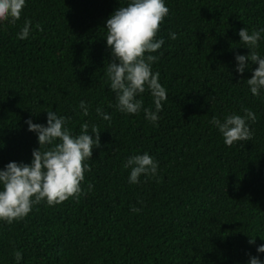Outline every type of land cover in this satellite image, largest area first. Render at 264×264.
I'll list each match as a JSON object with an SVG mask.
<instances>
[{
	"label": "trees",
	"instance_id": "1",
	"mask_svg": "<svg viewBox=\"0 0 264 264\" xmlns=\"http://www.w3.org/2000/svg\"><path fill=\"white\" fill-rule=\"evenodd\" d=\"M129 2L26 0L19 21L0 23V170L31 163L39 144L26 121L46 126V111L74 137L84 123L101 131L78 199L0 221V264H264V90L253 96L246 82L258 64L241 75L235 59L249 53L240 29L264 28V0H164V44L151 54L168 98L155 123L144 112H155L149 90L139 113L121 112L106 75V21ZM256 51L264 57V32ZM245 108L257 117L253 138L228 146L210 121ZM144 153L157 173L130 183L124 165Z\"/></svg>",
	"mask_w": 264,
	"mask_h": 264
},
{
	"label": "clouds",
	"instance_id": "2",
	"mask_svg": "<svg viewBox=\"0 0 264 264\" xmlns=\"http://www.w3.org/2000/svg\"><path fill=\"white\" fill-rule=\"evenodd\" d=\"M25 4L26 0H0V23L15 24L19 21ZM168 13L164 0H130L127 6H120L106 21V41L111 49L106 75L110 90L118 101L117 108L129 114L139 113L143 100L137 99V96L149 90L154 98L155 112L150 109H144V112L146 119L153 123L159 120L157 113L162 111V101L168 98L166 89L159 83V72L152 71V64L158 57L151 54L164 44L163 39L156 37ZM30 26L31 21L26 20L18 34L19 39L28 38ZM262 32L264 28L249 34L247 28H242L238 33L240 42L246 45L249 53L235 56L236 71L243 75L250 67L249 62L258 64L251 78L246 79L253 96H259L264 90V57L256 51ZM170 38L175 40L177 36L170 33ZM80 108L84 116L89 114L84 101H81ZM46 112V126L35 124L31 119L26 121L28 130L37 134L39 144L32 151L31 163L13 161L0 170V184L3 186L0 190V221L11 224L25 218L34 204L46 200L49 206L58 205L69 198L78 199L82 193L84 173L90 171L85 162L92 158L93 149L100 147L101 131L93 125L90 135L89 125L84 123L81 133L74 137L65 126L68 122L65 117L58 116L56 111ZM96 112L104 120H111V116L100 108ZM243 112V116L227 115L223 122L215 116L210 121L219 129L228 146L253 138L249 122H256V114L247 108ZM124 167L131 169L129 182L137 184L142 175L155 176L158 164L148 153H144L129 157ZM132 210L139 211L135 207ZM254 243L255 239L250 238L249 244ZM257 252L264 253V244L257 247ZM15 257L20 260L21 253L17 251ZM249 264L262 262L258 257H250Z\"/></svg>",
	"mask_w": 264,
	"mask_h": 264
}]
</instances>
